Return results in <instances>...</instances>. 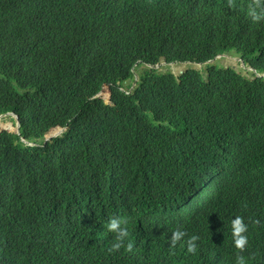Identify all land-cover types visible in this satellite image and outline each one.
<instances>
[{"label":"trees","instance_id":"obj_1","mask_svg":"<svg viewBox=\"0 0 264 264\" xmlns=\"http://www.w3.org/2000/svg\"><path fill=\"white\" fill-rule=\"evenodd\" d=\"M113 3L0 0V115L19 123L0 129V264H264V21L234 12L236 31L225 19L187 35L182 0ZM231 51L256 75L204 64L177 78L145 70L133 95L116 85L139 59ZM105 83L119 93L111 103L94 98ZM111 217L127 220L131 252L108 251ZM177 228L188 236L171 248Z\"/></svg>","mask_w":264,"mask_h":264},{"label":"clouds","instance_id":"obj_2","mask_svg":"<svg viewBox=\"0 0 264 264\" xmlns=\"http://www.w3.org/2000/svg\"><path fill=\"white\" fill-rule=\"evenodd\" d=\"M109 4L111 2H114L112 5H119L121 7L131 8L130 2H134L135 0H106ZM185 6V10L187 11V8L189 7V22L186 28H184L185 32L188 34H194L196 32L203 33L204 35H212L215 33L216 29L218 27H221L223 25V21L230 20L231 22L227 24L228 29L237 30L236 28V20L234 19V12L238 13L239 15H245L246 18H248L252 22H260L264 21V0H182ZM108 7L109 5H101ZM138 7V6H136ZM134 8V7H133ZM145 23L149 20H152L151 25L154 26V22L159 24V16H144ZM168 23H162L161 25L166 26ZM94 32V31H92ZM99 32V31H97ZM101 33V32H99ZM124 44H128V41H126ZM120 46L110 49L109 53L112 56H121L125 49L121 48V51L119 53L118 48ZM130 50L128 51V54L130 53ZM121 54V55H120ZM228 54H236L233 51L224 53L221 55H217L215 58L209 60L206 63H198V62H191L190 60H181V61H167L165 58L159 59L157 62H146L144 60H136L134 62L133 67H131V73L133 74L132 80L125 81L122 86L120 87L118 85V90L125 92L127 95H133L134 91L137 89V84L140 81V77L142 73L146 71H156L159 74H165L170 73L175 78L179 77L181 74L184 73L187 69H194V70H200L197 69L200 67L199 65L203 66L204 64H214L215 60L221 57H226ZM238 55V54H236ZM239 56L238 64H241L242 69L237 71L242 74V72L246 73L243 76L249 77V74L256 75V71L250 67L243 59ZM163 62V64L167 65L169 64H178L179 67L175 68L173 71H169L165 68V70H162L159 68V65ZM202 68V67H201ZM228 68V67H225ZM235 70V69H234ZM236 71V70H235ZM249 72V74H248ZM132 81V82H130ZM115 85L113 84H103L102 89L98 94L94 96L100 95V93H103V91H106L107 88L110 89L111 92L119 94L115 92L114 90ZM98 99V98H96ZM104 103H111L104 102ZM134 104L139 107L138 101H135ZM147 112H143V115ZM15 115V114H14ZM16 116V115H15ZM9 116L13 120H15V123L17 122V116ZM7 117V116H6ZM5 118V117H4ZM16 128V126L14 125ZM66 129V127H60L57 126L53 128L44 138L43 144L45 142V139L53 134V132H56L57 129ZM19 129V128H18ZM6 130V129H5ZM9 131V130H8ZM63 131V132H64ZM63 132H61L59 135H61ZM56 135L54 137H51L46 142L50 141L51 139L59 136ZM24 143H27L26 141H23ZM29 145V143H27ZM42 144V145H43ZM31 146V145H30ZM253 223L256 225L260 224L259 220H253ZM127 220L122 219L120 217H111L107 223V229L108 231L114 233L115 242L112 244V246L108 249L109 252H115L119 251L121 248H125L126 250L131 252L133 250V244L131 242H128L127 245H125V241L129 236L128 228L126 227ZM248 232V224L245 223L244 218L241 216H236L235 219L231 221V235L233 239V244L236 249H238L241 253H243L248 245V236L246 235ZM188 236L187 232L177 228L175 229L170 237L169 244L171 248H175V246L184 240V238ZM199 240V237L196 235H192L188 237V239L185 241L187 245V250L189 253H194L197 248L196 242ZM236 264H247L246 258L243 255H237L236 257Z\"/></svg>","mask_w":264,"mask_h":264},{"label":"rangeland","instance_id":"obj_3","mask_svg":"<svg viewBox=\"0 0 264 264\" xmlns=\"http://www.w3.org/2000/svg\"><path fill=\"white\" fill-rule=\"evenodd\" d=\"M228 58V59H227ZM238 59H239V56L236 55V54H228L226 57H221V58H218L216 59L214 62V65L216 64H219L221 66H224V67H230L232 69H235L236 71H239L242 69V66L241 64H238ZM200 67H198L197 69H201V65H199ZM179 67L178 64L174 63V66L173 64H163V62L161 61L160 65H159V68L162 69V70H165L168 69L169 71H173L175 68ZM242 74H246L244 72H242ZM108 94V91H103V93H100V95L96 96V98H98L100 101L102 102H109L111 101V99L118 95L116 93H113L111 92L110 95H107ZM106 95V96H105ZM15 121H12L11 120V117L7 116L5 118H1L0 119V129H6V130H9V131H13V130H16V128L14 127V124ZM22 141H24L22 139Z\"/></svg>","mask_w":264,"mask_h":264},{"label":"water","instance_id":"obj_4","mask_svg":"<svg viewBox=\"0 0 264 264\" xmlns=\"http://www.w3.org/2000/svg\"><path fill=\"white\" fill-rule=\"evenodd\" d=\"M6 116H15L13 113H6V114H2V115H0V119L1 118H4V117H6ZM16 117V116H15ZM17 118V117H16ZM15 126H16V130H17V132H18V128H19V123L18 122H16V124H15ZM64 131V129H57V131L56 132H53V134L51 135V136H49V137H47L46 139H45V142L47 141V140H49L51 137H54V136H56V135H59L61 132H63ZM29 145H31V146H33V145H37V144H35V143H29Z\"/></svg>","mask_w":264,"mask_h":264},{"label":"bare ground","instance_id":"obj_5","mask_svg":"<svg viewBox=\"0 0 264 264\" xmlns=\"http://www.w3.org/2000/svg\"><path fill=\"white\" fill-rule=\"evenodd\" d=\"M228 59V58H227ZM173 66H174V64H173Z\"/></svg>","mask_w":264,"mask_h":264}]
</instances>
